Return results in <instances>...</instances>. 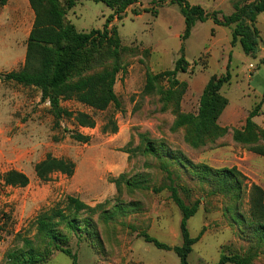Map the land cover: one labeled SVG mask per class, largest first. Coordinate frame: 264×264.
<instances>
[{
  "label": "rangeland",
  "instance_id": "374dc122",
  "mask_svg": "<svg viewBox=\"0 0 264 264\" xmlns=\"http://www.w3.org/2000/svg\"><path fill=\"white\" fill-rule=\"evenodd\" d=\"M186 1L222 16L233 13L232 5L220 0ZM111 14L103 3L79 1L66 19L78 32L89 33L103 30ZM34 20L28 0L0 6V175L16 170L30 179L26 188H6L0 182V264H6L8 252L22 247L23 238H35L40 213L61 209L74 217L67 209L68 197L93 209L78 214L82 230L70 235L68 246L77 264H180L173 251L160 250L142 236L147 234L169 247L182 246V215L172 200L171 186L186 205L200 203L187 224L192 238L202 233L192 247L189 264H216L222 254L264 264V241L253 232L248 197L237 200L214 193L189 166L235 167L249 182L259 180L264 186V155L257 152H264V141L246 145L233 139V130H242L258 105L253 121L264 131V13L257 20L261 43L255 58L245 55L238 44L230 46L234 27H217L211 20L197 23L185 43L184 58L191 68L177 76L188 84L181 100L185 113L197 114L205 83L226 74L231 55V81L221 90L229 101L223 113L231 121L229 133L198 149L185 142L184 129H175V116L163 110L160 90L144 92L148 72L173 70L181 57L185 22L177 5L139 0L121 21L112 23L124 47V70L115 84L120 108L112 105L105 112H95L74 100L62 103L69 112L92 116L93 129L79 128L72 119L56 125L50 104L42 102L39 90L3 80L4 74L23 67ZM168 86L164 81L162 88ZM114 122L117 133L105 132L112 130ZM78 134L89 137V142L75 140ZM148 141L164 145L183 163L144 154ZM48 155L72 161L74 175L57 174L49 182L40 181L34 169ZM61 229L68 234L64 224ZM49 259L47 264H73L58 251Z\"/></svg>",
  "mask_w": 264,
  "mask_h": 264
},
{
  "label": "trees",
  "instance_id": "16d2710c",
  "mask_svg": "<svg viewBox=\"0 0 264 264\" xmlns=\"http://www.w3.org/2000/svg\"><path fill=\"white\" fill-rule=\"evenodd\" d=\"M11 0H0V6H5ZM79 1L103 3L112 11L106 19L103 30H92L89 33L78 32L73 24L67 21V12L76 7ZM159 3L170 1L177 5L184 18L185 29L181 36V57L176 61L173 70L159 74L148 72L144 92L148 95L160 90V102L163 110H171L175 116V129H184L185 142L193 149L206 147L229 133L228 128L219 125V120L226 110L229 101L221 94L225 84H229L231 55L228 59L226 74L213 76L199 100L197 114L185 113L181 110V100L188 89V84L179 81L178 74H187L191 64L184 58L185 43L190 39L197 23L212 21L215 26L231 28V46H241L245 55L255 58L261 35L257 27L258 17L264 13V0H235L232 3L233 13L222 16L221 12H208L200 5H192L186 0H157ZM35 15L33 28L27 39L25 63L18 71L4 74L5 82H13L23 87L35 88L41 93V100L50 104V113L55 124L62 119H72L79 128L93 129L95 119L86 113H72L62 107L65 101L74 100L95 112H105L110 106L120 108L121 104L115 92L117 76L122 72V54L124 47L116 27L115 20L121 21L128 9L139 3V0H28ZM149 12L148 10L145 11ZM140 16L139 12L135 13ZM264 64V60L261 61ZM167 81L168 88H162ZM264 101V95H263ZM258 105L248 116L242 130H233L234 141L246 145H255L264 141V131L253 119L258 115ZM116 134L117 124H112L110 132ZM74 139L88 143L89 137L81 134ZM258 154L264 152L257 150ZM144 154L157 157H169L178 163H183L179 157L171 154L164 145L156 146L147 142ZM192 172L203 182L211 185L214 193L236 197L243 196L249 200V214L253 224V232L257 239L264 241V190L249 182L237 168L212 169L207 166L189 165ZM75 164L67 159L48 155L35 166V175L42 182H49L54 175L71 177L75 173ZM0 182L6 188H26L30 184L29 177L19 171L10 170L0 175ZM171 197L181 212L180 231L183 244L180 247H169L157 239L144 234L145 240L156 248L173 251L180 259V264H189L188 257L192 247L201 239L192 238L187 228L188 221L198 212L200 203L186 205L179 197L174 187L169 188ZM67 209L73 211L74 217L65 215L61 209H53L40 213L35 221V238L22 239L20 249L10 251L5 255L6 264H47L54 252L68 256L73 264H77V256L68 244L70 235L78 234L82 229L78 214L92 211L82 201L68 197ZM65 225L68 234L61 229ZM89 227L88 221L84 222ZM216 264H250L248 259L240 256L222 254Z\"/></svg>",
  "mask_w": 264,
  "mask_h": 264
},
{
  "label": "crops",
  "instance_id": "0c3cea01",
  "mask_svg": "<svg viewBox=\"0 0 264 264\" xmlns=\"http://www.w3.org/2000/svg\"><path fill=\"white\" fill-rule=\"evenodd\" d=\"M13 0H11L10 2H12ZM230 1H232V0H220V2H227L228 4H230V5H232L231 4V2ZM10 2H8V3H10ZM218 27V26H217ZM231 46V45H230ZM212 78V77H211ZM210 78V79H211ZM209 79V80H210ZM209 80H208V82H209ZM207 82V83H208ZM207 84L205 83V86H206ZM205 88V87H204ZM231 123V121L229 120V119H224L223 118V114H222V116H221V118H220V120H219V125L221 126V127H223V128H227L228 127V124H230ZM252 183H254V184H256V185H258V186H260L263 190H264V186H262V184H261V182H259V180H254V182H252Z\"/></svg>",
  "mask_w": 264,
  "mask_h": 264
}]
</instances>
